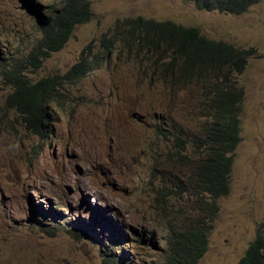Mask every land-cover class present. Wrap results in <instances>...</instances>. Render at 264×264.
Returning <instances> with one entry per match:
<instances>
[{
	"label": "rangeland",
	"instance_id": "obj_1",
	"mask_svg": "<svg viewBox=\"0 0 264 264\" xmlns=\"http://www.w3.org/2000/svg\"><path fill=\"white\" fill-rule=\"evenodd\" d=\"M89 1L92 20L37 68L28 58L42 36L34 10L51 18L63 0H0V264H167L172 233L198 218L193 168L179 164L191 154L184 132L199 134L205 118L196 87L164 83L152 61L118 52L80 82L61 84L85 48L96 55L118 20L137 17L256 51L236 77L244 100L231 191L217 200L198 263L239 264L264 230V0L241 15L190 0ZM47 77L58 78L59 91L41 138L13 95L19 80ZM168 121L179 142L157 133Z\"/></svg>",
	"mask_w": 264,
	"mask_h": 264
},
{
	"label": "trees",
	"instance_id": "obj_2",
	"mask_svg": "<svg viewBox=\"0 0 264 264\" xmlns=\"http://www.w3.org/2000/svg\"><path fill=\"white\" fill-rule=\"evenodd\" d=\"M190 1L202 10L241 15L261 0ZM34 11L41 19L42 36L28 58L36 61L37 68L53 53L61 51L76 28L90 22L94 16L89 0H63L60 9L51 10V18L42 15L38 9ZM113 52L132 60L141 56L147 62L152 61L150 72L164 83L180 86V89L191 88L192 92L196 87L200 92L198 111L205 117L202 130L199 134L184 132L186 149H190L191 154L189 158L187 154L179 155L180 165L193 168L188 184L199 207L198 218L183 223L180 232L172 233L170 252L166 256L167 264H198L208 249L209 229L219 210L217 200L231 191L234 154L242 140L244 100V90L238 86L236 77L244 72L256 51L210 39L198 27H185L171 20L128 18L118 20L114 28L103 35L101 49L96 55H92L90 47L85 48L80 59L61 77V84L80 82L103 61L110 59ZM15 86L13 98L21 115H27L29 127L41 138L50 134L52 118L47 106L54 102L59 91L58 78H43L31 85L23 78ZM171 129H175L171 121L156 125L162 138L179 142L181 138ZM92 233L95 234L93 230ZM263 262L264 230H260L239 264ZM114 264H117L116 260Z\"/></svg>",
	"mask_w": 264,
	"mask_h": 264
},
{
	"label": "bare ground",
	"instance_id": "obj_3",
	"mask_svg": "<svg viewBox=\"0 0 264 264\" xmlns=\"http://www.w3.org/2000/svg\"><path fill=\"white\" fill-rule=\"evenodd\" d=\"M127 32V31H126ZM53 40V39H52ZM45 44V43H44ZM52 44V43H51ZM85 54V53H84ZM48 59V58H47ZM100 60V59H99ZM97 70V69H96ZM94 71V70H93ZM164 78V77H163ZM166 81V80H165ZM44 92V91H43ZM64 92V91H63ZM61 94V93H60ZM57 95V94H56ZM62 95V94H61ZM45 97V96H44ZM65 98V97H64ZM56 101V100H55ZM59 102V101H58ZM60 106V105H59ZM158 130V129H157ZM162 134V133H161ZM195 173V172H194ZM192 177V176H191ZM98 234V233H97ZM211 242V241H210ZM130 246V245H129ZM116 249V248H115ZM137 249V248H136ZM264 263V262H263Z\"/></svg>",
	"mask_w": 264,
	"mask_h": 264
}]
</instances>
